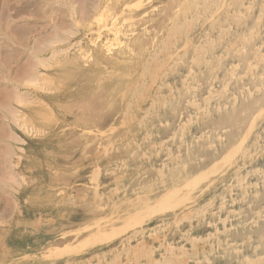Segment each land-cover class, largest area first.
<instances>
[{"label": "rangeland", "instance_id": "rangeland-1", "mask_svg": "<svg viewBox=\"0 0 264 264\" xmlns=\"http://www.w3.org/2000/svg\"><path fill=\"white\" fill-rule=\"evenodd\" d=\"M136 1L0 0V264H247L257 245L264 253L253 170L264 169V0ZM219 104L241 109L230 125L251 115L249 156L224 154L233 126L216 125ZM114 226L124 229L96 239Z\"/></svg>", "mask_w": 264, "mask_h": 264}, {"label": "bare ground", "instance_id": "bare-ground-1", "mask_svg": "<svg viewBox=\"0 0 264 264\" xmlns=\"http://www.w3.org/2000/svg\"><path fill=\"white\" fill-rule=\"evenodd\" d=\"M79 1V0H78ZM138 1V0H137ZM136 1V3H138ZM139 1H141V0H139ZM145 1H148V0H145ZM220 1H222V0H213V2H212V9L213 8H216V7H220L223 3L222 2H220ZM130 2H132V3H134L133 1H130ZM151 2V1H150ZM184 2H185V4H184V6H182V8L183 9H185V10H187V9H189V8H191V0H184ZM205 2V0H198L197 2H196V5H197V7H200L203 3ZM127 3V2H126ZM135 3V4H136ZM80 4V3H79ZM78 4V5H79ZM125 4V3H124ZM128 4V3H127ZM86 5V4H85ZM130 5V4H129ZM195 5V6H196ZM200 5V6H199ZM84 6V5H83ZM123 6V5H122ZM132 6H134V5H132ZM138 6V5H137ZM142 6V5H141ZM81 7V6H80ZM135 8H136V5L134 6ZM139 8V7H138ZM248 8H249V6H248ZM72 9V8H71ZM78 9V8H77ZM82 9V8H81ZM122 9H123V7H122ZM122 9L121 10H119V12L120 11H122ZM152 9H154L153 7H152ZM156 10V9H155ZM208 10V9H207ZM206 10V11H207ZM83 11V10H82ZM148 11V10H147ZM203 11V10H202ZM201 11V12H202ZM40 12V11H39ZM212 13V12H211ZM243 13V12H242ZM116 14V13H115ZM114 14V15H115ZM143 15V14H142ZM260 15V14H259ZM117 16H118V14H117ZM196 17L198 16V15H195ZM237 15H236V13H234V14H231V13H226V15H225V19H230V17H236ZM99 18H100V16H98ZM115 17V16H114ZM196 17H194V18H196ZM199 17V16H198ZM202 17V16H201ZM116 18V17H115ZM175 18H177V17H175ZM95 19V18H94ZM117 19V18H116ZM133 19V18H132ZM197 19V18H196ZM224 19V20H225ZM112 20V19H111ZM190 20H193V17L190 19ZM189 21V19H187V21L185 22L184 21V19H183V22L184 23H187ZM20 22V21H19ZM95 22H96V20H95ZM98 22H100V21H98ZM182 22V23H183ZM189 22H191V21H189ZM33 23V22H32ZM78 23V22H77ZM97 23V22H96ZM112 23V22H111ZM233 23V22H232ZM110 24V23H109ZM108 24V25H109ZM258 24V23H257ZM182 26L183 25H185V24H181ZM181 25H180V28H182L181 27ZM111 26V25H110ZM109 26V27H110ZM106 28H109L108 26H105ZM104 27V28H105ZM116 27H117V25H116ZM177 27V26H176ZM257 28V27H256ZM101 29H103V28H100L99 30H101ZM109 29H111V28H109ZM179 29V28H178ZM178 29H177V31H178ZM222 30H223V28H222ZM26 31H28V30H26ZM91 31V30H90ZM103 31V30H102ZM113 30L111 29V32H112ZM32 32V31H31ZM92 32H94V31H92ZM96 32H97V30H96ZM95 32V33H96ZM175 32V31H174ZM252 32V31H251ZM25 33V32H24ZM86 33V32H85ZM89 33V32H88ZM37 35V34H36ZM85 36V35H84ZM116 36V35H115ZM62 37V36H61ZM86 37V36H85ZM205 37H206V34H205ZM248 38H250V37H248ZM252 38V37H251ZM96 40V39H95ZM94 40V41H95ZM104 41V40H103ZM90 42V41H89ZM96 42V41H95ZM33 44V43H32ZM73 44V43H72ZM213 44V43H212ZM37 47V46H36ZM114 47V46H113ZM170 47L171 46H168V49H170ZM211 47V42H210V45H209V48ZM69 48V47H68ZM31 49H32V47H31ZM35 49V48H34ZM34 49H32V50H34ZM40 50L39 48H36V50ZM195 59L197 60L198 58H200L199 57V55L202 53V52H205V51H207L208 50V46L206 45V43L204 44V43H198V44H196L195 45ZM160 50V49H159ZM158 50V51H159ZM259 50V49H258ZM19 51V50H18ZM25 51V50H24ZM55 51V50H54ZM165 51V50H164ZM107 52V51H106ZM167 52H170V51H167ZM26 53V52H25ZM30 53V52H29ZM36 53V52H35ZM256 53V52H255ZM37 54V53H36ZM54 54V53H53ZM49 55V54H48ZM47 55V56H48ZM36 56V55H35ZM38 56V55H37ZM88 56V55H87ZM85 57V56H84ZM204 57V56H203ZM40 58V57H39ZM42 58V57H41ZM218 58H219V55H218ZM217 58V59H218ZM35 59V58H34ZM8 60H10V58L8 59ZM8 60H7V62H8ZM37 60V59H36ZM45 60V59H44ZM191 60V59H190ZM192 60H193V58H192ZM11 61V60H10ZM26 61V60H25ZM24 61V62H25ZM46 61V60H45ZM150 61V60H149ZM28 62V61H27ZM34 62V61H33ZM176 62V61H175ZM198 62V61H197ZM200 62H202V63H204L205 65L206 64H208V60H205V59H203L202 57L200 58ZM174 63V62H173ZM32 64V66H34V64L33 63H31ZM160 64V63H159ZM172 64V63H171ZM236 64V63H235ZM4 65H6L5 64V62H4ZM9 65V64H8ZM36 65V64H35ZM233 65V64H232ZM22 66V65H21ZM20 66V67H21ZM31 66V65H30ZM29 66V67H30ZM255 66V65H254ZM1 67L2 66H0V69H1ZM3 67H5V66H3ZM27 67V66H26ZM35 67V66H34ZM33 67V68H34ZM168 67V66H167ZM32 67H31V69H33ZM148 68V67H147ZM169 68H170V66H169ZM3 69H5L6 70V68H3ZM7 69H8V67H7ZM13 69H15V68H13ZM30 69V68H29ZM29 69H24L27 73H28V75H29V72H30V70ZM35 69H37V68H35ZM232 69V68H231ZM11 70V69H10ZM27 70H29V72L27 71ZM20 71H22V70H20ZM24 71V73L27 75V73ZM191 71V70H190ZM31 72H33V70L31 71ZM165 72V71H164ZM0 73H2L1 71H0ZM36 73V72H35ZM35 73H32V74H35ZM30 76V75H29ZM6 77H7V75H6ZM5 77V78H6ZM28 77V76H27ZM4 78V77H3ZM11 78V77H10ZM24 78V77H23ZM30 78V77H29ZM0 79H2V77L0 78ZM8 79V78H7ZM3 80V79H2ZM10 80V79H9ZM184 80V79H183ZM8 81V80H7ZM7 81H5V82H7ZM30 81V80H29ZM230 81V80H229ZM228 81V82H229ZM2 82V81H1ZM0 82V83H1ZM14 82V81H13ZM24 82V81H23ZM8 83V82H7ZM7 83H4L5 85L7 84ZM19 83V82H18ZM5 85H3L2 87H4ZM7 85H9V84H7ZM7 85H6V87H7ZM10 86H12V85H10ZM144 86V85H143ZM14 87V86H13ZM13 87H12V90L11 91H13ZM222 87H224V86H222ZM11 88V87H10ZM5 89V88H4ZM209 89V88H208ZM3 90V89H2ZM6 90H8V88H6ZM17 90V89H16ZM15 89H14V91H16ZM22 90V89H21ZM41 90H42V88H41ZM186 90V89H185ZM5 91V90H4ZM18 91V90H17ZM47 91V90H46ZM8 92H10V91H8ZM22 92V91H21ZM26 92V91H25ZM11 93H15V92H11ZM10 93V94H11ZM19 94H20V92H18ZM220 93V92H219ZM3 94H4V92H3ZM5 94H9V93H5ZM11 95V98H12V96H14V97H20L19 95H16V94H14V95ZM22 94V93H21ZM208 94H209V92H208ZM16 95V96H15ZM27 95V94H26ZM25 95V96H26ZM218 95V94H217ZM5 96V95H4ZM9 96V95H8ZM30 96V95H29ZM32 96V95H31ZM6 97V96H5ZM10 97V96H9ZM13 97V98H14ZM218 97V96H217ZM206 98V97H205ZM205 98H204V100H205ZM7 99V98H6ZM5 99V100H6ZM15 100L16 99H18V98H14ZM21 99H22V97H21ZM209 100L211 99V98H208ZM8 101L10 100V98L9 99H7ZM7 101V102H8ZM23 101V100H22ZM191 101V100H190ZM6 101H5V104L7 103ZM197 102V101H196ZM195 102V103H196ZM3 104V103H2ZM11 105V104H10ZM194 105V104H193ZM221 105L222 104H219L218 105V107H216V108H218L217 110H219V108L221 109ZM264 106V105H263ZM6 107H10V106H7L6 105ZM251 107V106H250ZM2 106H1V110H2ZM206 108H207V106H206ZM215 108V109H216ZM4 110H6L5 109V106H4V108H3ZM11 109V108H10ZM16 109V108H15ZM202 109V108H201ZM203 110V109H202ZM222 111H218V113H216L217 114V121H216V125H222V126H226V125H229V126H233V129H232V131L230 132V134H229V136H228V141L230 142L231 141V145L230 146H228V147H226V148H224V150H225V152H224V154L228 157L229 156V154H231V152L233 151V152H237V153H239L242 157H247V156H249L250 154H249V150L251 151V149L250 148H247V146H245L246 145V143H247V138H248V131H250V128H251V126H252V119L250 118L251 117V115H247L246 114V116L245 117H241V122H243L244 120L246 121V122H248V124H247V127H246V129H245V131L244 132H242V129L241 128H238L240 125H241V122L240 121H238V122H236V123H233V125H230L231 123L229 122V118L228 117H230V118H232L233 117V115L235 116V115H238L239 114V111L241 110V109H239V108H237V107H235V108H233L231 111H229L228 110V108H226V109H224L223 110V107H222V109H221ZM15 111V110H14ZM17 111V110H16ZM199 111V110H198ZM7 112H8V110H7ZM224 112V113H223ZM9 113H10V111H9ZM226 113V114H225ZM15 114V113H14ZM13 115V114H12ZM11 116V115H10ZM116 116V115H115ZM181 116V115H180ZM180 116H179V118H180ZM240 116V115H239ZM3 118H4V116H3ZM15 118V117H14ZM188 119V118H187ZM250 119H251V121H250ZM4 122V120H2L1 119V122ZM228 121V122H227ZM2 122V123H3ZM5 122H7V121H5ZM5 122H4V124H5ZM160 122V121H159ZM4 124H2V125H4ZM13 124H14V122H13ZM15 124H17V123H15ZM1 125V124H0ZM1 125V126H2ZM6 126H8V124H5ZM3 128H4V126H2ZM2 128V129H3ZM5 128H7V127H5ZM66 128V127H65ZM71 128V127H70ZM214 128V127H213ZM1 129V128H0ZM8 129H9V126H8ZM8 129H6V131H5V133L6 132H8L7 130ZM68 129V128H67ZM81 129V128H80ZM5 130V129H4ZM245 132H248V133H245ZM2 133V132H1ZM0 133V134H1ZM8 134V133H7ZM10 134H12V133H10ZM13 135V134H12ZM11 135V137H15L14 135L12 136ZM16 135V134H15ZM101 135V134H100ZM5 138H6V136H4ZM8 137V136H7ZM10 137V136H9ZM9 139V138H8ZM12 139V138H11ZM17 140V139H16ZM19 140V139H18ZM227 140V139H226ZM225 140V141H226ZM15 141V140H14ZM23 142V141H22ZM1 143H3V142H1ZM9 143V142H8ZM116 143V142H115ZM126 143V142H125ZM256 143V138H253V140H252V144H255ZM110 144V143H109ZM4 146H6V145H4ZM152 146V145H151ZM153 146H155V145H153ZM7 147V146H6ZM10 147V146H9ZM13 147V146H12ZM98 147V146H97ZM17 148V147H16ZM3 150V149H2ZM11 150V149H10ZM1 152V151H0ZM106 152V151H105ZM111 152V151H110ZM5 153V152H4ZM13 153V152H12ZM11 153V154H12ZM7 154V153H6ZM99 154V153H98ZM106 154V153H105ZM14 155V154H13ZM219 155L220 154H217V153H213V154H207L206 155V157H205V159L203 160V162H202V166H201V168H200V172L191 180V182H190V184H191V186L193 187L196 183H197V181L198 180H201V179H203V178H206L207 177V166L206 165H208V164H213V163H215V162H217V160H219ZM224 155V156H225ZM118 161V160H117ZM211 161V162H210ZM9 162V161H8ZM210 162V163H209ZM208 163V164H207ZM1 164V163H0ZM215 165V164H214ZM206 166V167H205ZM6 167V166H5ZM243 167V166H242ZM12 168V167H11ZM6 170H8V168H6ZM253 170H255V171H257V170H259V173L262 175V183H263V185H264V169L263 170H261L260 168L258 169V168H256V169H253ZM53 171V170H52ZM252 170H250L249 172H251ZM3 172V171H2ZM99 173V172H98ZM239 172L237 171V170H235L234 172H233V176H236L237 177V180H239V181H237V184H238V186L240 187V189L241 188H243L242 190H241V195H247L246 194V192H245V190H244V187H246L245 185H244V181H242L243 180V177L241 176V179L239 178L240 176H239V174H238ZM3 174V173H2ZM11 174V173H10ZM111 174H113V173H111ZM0 175H1V173H0ZM8 175V174H7ZM6 176V175H5ZM4 176V177H5ZM10 176V175H9ZM12 176V175H11ZM143 176V175H142ZM182 177H184V176H182ZM157 181V180H156ZM89 182V181H88ZM82 184V183H81ZM15 185H17V184H15ZM84 185V184H83ZM86 186V185H85ZM91 187V186H90ZM100 187V186H99ZM9 188V187H8ZM70 188V187H69ZM98 188V187H97ZM174 189V188H173ZM182 189V188H181ZM121 191V190H120ZM157 191V190H156ZM194 191V190H193ZM177 193V192H176ZM72 194V193H71ZM165 194V193H164ZM105 196H107V195H105ZM112 196V195H111ZM182 197V196H181ZM165 199H169V196H165L164 197ZM164 198L163 199H160V200H162V201H164ZM178 198H179V196H178ZM184 199V198H183ZM156 200V199H155ZM159 200V201H160ZM172 200V199H171ZM158 201V200H157ZM158 201V202H159ZM189 201V200H188ZM184 203V202H183ZM74 206V205H73ZM180 206V205H179ZM178 206V207H179ZM191 206V205H190ZM188 207V206H187ZM186 207V208H187ZM175 208V207H174ZM185 208V207H184ZM118 209V208H117ZM153 209V208H152ZM162 208L161 207H158V211H160ZM171 210V209H170ZM174 210V209H173ZM114 212H116V211H114ZM259 213H264V207H263V209H261V211H259ZM156 214V213H155ZM164 214V213H163ZM153 215V214H152ZM151 215V216H152ZM162 215V214H161ZM258 217H261V215H259ZM131 218L132 219H134V217H132L131 216ZM130 217L128 218V219H131ZM179 218V217H178ZM191 219H193V218H191ZM258 218H255L253 221H256ZM136 220V219H135ZM159 220V219H158ZM126 221H128V220H126ZM135 222H138V221H135ZM134 222V223H135ZM146 223V222H145ZM175 223H177V222H175ZM256 223V222H255ZM122 224H124V222L122 223ZM125 224H127V223H125ZM160 224V223H159ZM103 225V224H102ZM131 225V224H130ZM130 225H129V227H130ZM141 225V224H140ZM166 225V224H165ZM92 226V225H91ZM122 226V225H121ZM121 226L120 227H118V226H114V227H112L111 228V230H110V233H108V234H102L101 233V235H99L96 239L98 240V241H105V240H107V239H109L110 238V234H114L118 229H122V231H123V229L124 228H121ZM131 226H133V225H131ZM122 227H124V226H122ZM125 227H127V226H125ZM131 228V227H130ZM164 228V227H163ZM129 230V229H128ZM85 231V230H84ZM99 231V230H98ZM97 232V231H96ZM100 232V231H99ZM133 232V231H132ZM152 233V232H151ZM72 234V233H71ZM74 234V233H73ZM68 235V234H67ZM93 235V234H92ZM122 235V234H121ZM213 235V234H212ZM117 236H119V235H117ZM125 237V236H124ZM132 237V236H131ZM86 239H88V237L87 238H85L84 240H85V242L87 243V240ZM94 239V238H93ZM54 240V239H53ZM84 240L82 241L83 243H84ZM120 240V239H119ZM94 241V240H93ZM196 241V240H195ZM111 242V241H110ZM167 242V241H166ZM81 243V242H80ZM79 243V244H80ZM102 243V242H101ZM170 243V242H169ZM64 245V244H63ZM72 245H75V244H72ZM158 246H159V244H157ZM66 247H68L67 245H65ZM258 246V245H257ZM257 246L256 247H254L253 248V254H252V256H251V258L249 259V261L247 262V264H263L264 263V253L263 254H260V255H258V252H256V250H257ZM72 247V246H71ZM91 247V246H90ZM59 248V247H58ZM62 248V247H61ZM63 248H65L64 246H63ZM68 248H70V247H68ZM129 248V247H128ZM64 250V249H63ZM69 250H72V251H75L76 252V250H78L77 249V247H73V248H70ZM131 250V249H130ZM153 250V249H152ZM167 250V249H166ZM57 251V250H56ZM58 251H60V250H58ZM132 251V250H131ZM144 251V250H143ZM135 252V251H134ZM169 252V251H168ZM48 253V252H47ZM50 253H52V251H50ZM50 253H48V254H50ZM55 253V252H54ZM65 253V252H64ZM149 253V252H148ZM165 253V252H164ZM28 253H26V255H27ZM80 254V253H79ZM176 254V253H175ZM25 255V254H24ZM56 255H57V253H56ZM73 255V254H72ZM117 255V254H116ZM132 255V254H131ZM172 255V254H171ZM174 255V254H173ZM124 256V255H123ZM139 256V255H138ZM162 256V255H161ZM160 256V257H161ZM178 256V255H177ZM25 257V256H24ZM50 257V256H49ZM48 257V258H49ZM127 257V256H126ZM137 257V256H136ZM133 259V258H132ZM158 259V258H157ZM156 259V260H157ZM125 260V259H124ZM152 260H154V259H152ZM163 262V261H162ZM151 263V262H150ZM122 264V263H121ZM130 264V263H129ZM182 264V263H181Z\"/></svg>", "mask_w": 264, "mask_h": 264}]
</instances>
